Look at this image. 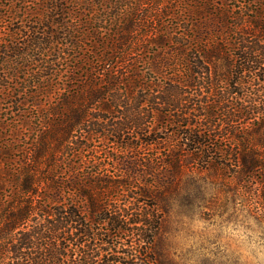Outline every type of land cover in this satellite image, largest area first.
Segmentation results:
<instances>
[{
    "label": "trees",
    "instance_id": "trees-1",
    "mask_svg": "<svg viewBox=\"0 0 264 264\" xmlns=\"http://www.w3.org/2000/svg\"><path fill=\"white\" fill-rule=\"evenodd\" d=\"M180 205L264 221V0H0V264H164Z\"/></svg>",
    "mask_w": 264,
    "mask_h": 264
},
{
    "label": "rangeland",
    "instance_id": "rangeland-1",
    "mask_svg": "<svg viewBox=\"0 0 264 264\" xmlns=\"http://www.w3.org/2000/svg\"><path fill=\"white\" fill-rule=\"evenodd\" d=\"M158 241L164 264H264V221L250 207H171Z\"/></svg>",
    "mask_w": 264,
    "mask_h": 264
}]
</instances>
